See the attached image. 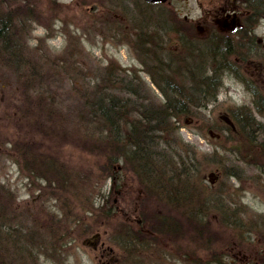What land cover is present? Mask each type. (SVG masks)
Here are the masks:
<instances>
[{"label":"rangeland","instance_id":"obj_1","mask_svg":"<svg viewBox=\"0 0 264 264\" xmlns=\"http://www.w3.org/2000/svg\"><path fill=\"white\" fill-rule=\"evenodd\" d=\"M30 1L32 17L16 22L18 42L24 56L39 68L40 81L36 77L32 80L40 83V96L65 118L69 111L81 110L86 88L106 86L108 91L125 96L129 90L135 91L130 97H139L136 104L140 111L155 110L165 102L155 82L163 84L162 78L172 79L189 90L195 86L193 81L219 67L217 100L199 112L180 116L179 134L200 152L210 202L222 204L221 212H214L212 219L221 221L220 216L225 214L226 224L238 226L233 245L222 249V264H264L263 150L235 131L227 136L217 129L218 123L234 128L231 115L236 107L251 108L264 123V111L257 114L254 106V92H264V5H251V0H165L154 4L144 0H23ZM219 48L223 59L212 52ZM0 70V149L4 152H0V185L10 189L18 203H36L40 196L37 185L46 179L35 180L34 188L18 162L8 155L11 151L5 153L4 148L21 140L17 137L23 135V128L28 129L29 113L41 109L36 100L39 96H32L34 90L28 87L23 92L18 73L6 67ZM258 104L262 102L257 99ZM45 114L46 110L44 118ZM71 128L78 130L74 122ZM85 135L33 133L32 137L40 150L56 153L58 162L82 173L94 167L80 145ZM148 135L151 140L152 135L160 136ZM259 138L262 142L264 136ZM154 141H159L154 149L164 157L178 160L172 136ZM214 151L219 154L212 155ZM116 181L115 189L111 179H101V188H96L115 205L113 226L102 225L73 238L67 258H54L50 251L39 253L38 246L31 248L39 264H127V259L128 264H179V258L158 248L132 254L130 247L122 245L117 226L123 218L135 220L143 190L131 171L118 173ZM100 198L96 197L97 204ZM48 205L59 208L55 200ZM26 226L31 228L32 222L27 221ZM40 231L47 236L46 230ZM96 231L101 241L113 248L109 259L115 261L106 263L100 256L101 248L95 250L84 244ZM44 241L42 236L43 245ZM169 245L165 248L178 249L177 244Z\"/></svg>","mask_w":264,"mask_h":264},{"label":"trees","instance_id":"obj_2","mask_svg":"<svg viewBox=\"0 0 264 264\" xmlns=\"http://www.w3.org/2000/svg\"><path fill=\"white\" fill-rule=\"evenodd\" d=\"M253 3L255 6L260 3L262 7L264 0H251V5ZM32 15L31 1L0 0V69L4 71L6 67L18 73L23 92L27 87L33 89L31 94L37 93V106L41 108L36 113H29L28 129L23 128V135L17 137L21 140L13 141L10 148L4 150L5 153L11 151L8 155L18 162L34 188L35 180L46 179L45 183L37 185L40 196L36 203H18L15 195L0 185V264H17L18 260L19 264H39V258L31 254V248L37 246L39 253L41 250L46 254L50 251L54 258L62 255L67 258L73 238H80L102 225L112 227V199L101 195L96 188H101V179H111L115 189L116 176L122 171H131L133 180H140L143 190L135 220L128 222L123 218L117 226V236L122 245L130 247V253L145 254L150 248H158L179 258V264H222V249L230 243L233 245L238 226L226 224L225 214L220 216L221 221L212 219L214 212H221L222 204L210 202L204 184L206 172H202L200 167V152L183 140L177 121L180 116L199 112L217 100L219 67H215L211 75L193 81L195 86L189 90L172 79L162 78L163 84L155 82L165 99L163 105L155 110L140 111L136 104L139 97H130L135 91L129 90L125 96L108 91L106 86L86 88L81 110L69 111L68 118H65L55 112L54 105L45 103L44 96H40L37 86L40 83L34 84L32 80L36 77L40 81L39 68L24 56L18 42L20 32H17L16 22ZM225 46L227 51V39ZM212 52L223 59L220 48ZM257 92H254L257 96L255 112L261 114L264 111V92ZM257 99L261 105H257ZM231 119L234 128L218 122V128H215L228 133L227 136L234 135L235 131L257 144L264 153V139L260 142L259 138L264 136V123L257 119L252 109L236 107ZM73 122L77 131L71 128ZM173 130L175 134H170ZM33 133L87 134L81 138L80 145L94 161V167L82 170V173L73 172L72 166L58 162L56 153L40 150ZM148 134L160 136L152 135L151 140ZM168 136L173 137L174 155L176 151L179 154L175 162L168 156L164 157L159 149H154L159 145V141L154 139ZM130 148H134L133 152L129 151ZM218 154V151L212 153ZM169 165L173 167L168 168ZM98 196L101 198L97 204ZM50 200L56 201L57 210L50 208ZM27 221L32 222L31 228L26 226ZM41 228L48 232L47 236L40 231ZM169 244H177L178 249L165 248L171 246ZM128 262L129 259L126 260Z\"/></svg>","mask_w":264,"mask_h":264},{"label":"flooded vegetation","instance_id":"obj_3","mask_svg":"<svg viewBox=\"0 0 264 264\" xmlns=\"http://www.w3.org/2000/svg\"><path fill=\"white\" fill-rule=\"evenodd\" d=\"M234 11H235V10H234ZM0 30H1V29H0ZM0 151H2V152H1V155H3V153H4V152H3V148L0 149ZM12 159L15 161L14 158H12ZM3 186H4V185H3ZM8 190H10V189H8ZM10 191H11V190H10ZM114 206H115V205H114ZM88 247H92V246H88ZM92 248L95 249V250L101 248V254H100V256H101L102 259H105V260H106V261H105L106 263H110L111 259H112L113 261H115V259H113V258L109 259V256L113 253V248L107 246L104 242H102V241H101V238H100L99 243H98L96 246L92 247ZM113 264H116V263L114 262Z\"/></svg>","mask_w":264,"mask_h":264},{"label":"water","instance_id":"obj_4","mask_svg":"<svg viewBox=\"0 0 264 264\" xmlns=\"http://www.w3.org/2000/svg\"><path fill=\"white\" fill-rule=\"evenodd\" d=\"M145 1L155 3V2L165 1V0H145ZM99 241H100V233H96L91 238L85 239L84 244L94 247L99 243Z\"/></svg>","mask_w":264,"mask_h":264}]
</instances>
